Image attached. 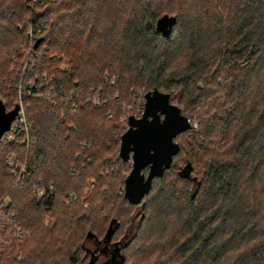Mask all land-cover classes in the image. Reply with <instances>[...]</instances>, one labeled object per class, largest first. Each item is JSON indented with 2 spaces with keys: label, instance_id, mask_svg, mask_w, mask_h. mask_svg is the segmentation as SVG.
I'll return each mask as SVG.
<instances>
[{
  "label": "trees",
  "instance_id": "1",
  "mask_svg": "<svg viewBox=\"0 0 264 264\" xmlns=\"http://www.w3.org/2000/svg\"><path fill=\"white\" fill-rule=\"evenodd\" d=\"M133 87L202 116L138 204L116 190L117 101L131 102ZM4 92L6 111L21 96L36 142L16 184L5 160L16 144L0 140L1 235L28 233L0 264H94L89 238L112 247L98 264H264V0H0Z\"/></svg>",
  "mask_w": 264,
  "mask_h": 264
},
{
  "label": "water",
  "instance_id": "2",
  "mask_svg": "<svg viewBox=\"0 0 264 264\" xmlns=\"http://www.w3.org/2000/svg\"><path fill=\"white\" fill-rule=\"evenodd\" d=\"M171 23L170 18L163 17L158 21L157 29L167 33ZM39 42V39L35 41V47ZM18 110L16 104L6 111L0 100V138L9 130ZM127 124V129L120 136L118 157L123 162H131V170L124 180V197L129 203L138 204L149 192L152 180L164 174L179 152L175 137L190 129L191 125L180 108L170 102V95L158 89L144 94L141 116H128ZM185 175L187 177L188 173Z\"/></svg>",
  "mask_w": 264,
  "mask_h": 264
},
{
  "label": "rangeland",
  "instance_id": "3",
  "mask_svg": "<svg viewBox=\"0 0 264 264\" xmlns=\"http://www.w3.org/2000/svg\"><path fill=\"white\" fill-rule=\"evenodd\" d=\"M28 45H29V41L26 44V47L24 48V50L22 52L24 54V57H23V60H22L23 61L22 63L24 64V66H26V59L29 60V58H30V57H27V52L29 51ZM25 70L26 69L22 70V72L19 73V77H18V80H17V84L18 83L19 84L17 85V87H20V82L24 81V77H22V76L26 73ZM146 92H147V90L144 87H139V88L138 87H133V89H131V92H130V98H132L130 100L131 102L128 103V101H126V100L117 101V102H122V104L120 106V111L121 112H120V116H119L118 122L121 125H124V131L128 127V124H127L128 116L132 115V116H134L136 118H139L141 116L142 111H143V105H144V94ZM4 94H6V92L0 93V96L3 98V100H6L7 96H5ZM113 96L114 95H109V98L113 99L114 98ZM20 97L21 96L18 93L16 101H18V103H19V101H21L20 103L22 104L23 108L25 109V105L22 102L23 100H20V99H22ZM115 97H117V96H115ZM11 99H13V97ZM114 101H116V100H114ZM170 102L172 104L177 105L180 108L181 112L184 115L188 116V118L190 119V123H191L190 125H192L193 127H196L200 123V121L202 119L201 118L202 116H199L196 113L193 114V113H191L189 111L184 110V106L180 105V103L176 99H170ZM194 124H196V126H194ZM120 136L121 135H119L116 138V145H117V143H118V145L120 144ZM18 160L20 162H23L25 159L19 158ZM177 161L179 162V165H180L181 164L180 159H178ZM125 163H126V167H125L124 172H123L124 173L123 174L124 177H126L127 174L131 170V162L128 161V162H125ZM14 170H15V168L13 167L12 168V173H13ZM18 174H19V171H15V174H13V175L17 176L16 184L19 182L18 181ZM173 178L175 179L174 175H173ZM88 181L90 183L89 187L84 186V188L81 189L79 191V193H78L79 196H80V201L82 202V205L84 207L87 206L86 201L84 200V195L89 193V192H91L94 180L91 179V178H87V183H88ZM116 190L118 191V193H122L123 192V185L120 188H117ZM71 195H73V194H71ZM73 196H74V198L72 200L76 199V196L75 195H73ZM5 198H4V200H5ZM69 202H70L69 199L68 200L66 199L65 205H68ZM135 212H136V208H130V210L128 211V215L130 217H132V216H134ZM52 219L53 218L50 217V213H48L45 216V218H44L45 222L44 223H45L46 227H50L52 225V223H53ZM15 228H14V226H11V227L9 226L8 230L6 232H3L4 235L3 234L1 235V230L2 229L0 230V250L2 251L3 255L5 256V258L12 255V247L16 244L15 242H18V240L22 241L28 235V233L26 235H24L25 230L16 228L17 230H20L22 232V235H23L21 238H19L18 236L16 237V231L17 230H15ZM131 231H133V229H131ZM86 245L89 247V249L91 251H95V250L97 251V249H100L99 256H97V258L94 260V264H98V263H101V262L102 263L109 262L108 261V259H109L108 257H110L112 255V247L107 245V243L105 241L98 243L97 241H95V239L89 238L87 240V242H86ZM15 249H16V251L14 253H16L18 255L17 259H21L20 251H18L17 247ZM110 258H111V260L113 259L112 256ZM114 258L116 259L117 257H114Z\"/></svg>",
  "mask_w": 264,
  "mask_h": 264
},
{
  "label": "built area",
  "instance_id": "4",
  "mask_svg": "<svg viewBox=\"0 0 264 264\" xmlns=\"http://www.w3.org/2000/svg\"><path fill=\"white\" fill-rule=\"evenodd\" d=\"M26 33L28 37L32 39V32L30 26L27 28ZM30 50L31 48H29L27 55ZM20 102L21 101H19L18 103L19 110L15 119L12 121L9 130L6 131L0 138V140L16 144V151L9 152L6 155L5 160L10 167L15 168L13 174H15V171H19L18 181L24 180L27 176L30 175L32 171V168L27 163L26 155L30 146L36 142V138L30 133L32 123L28 119L26 111ZM88 102H91L90 98H88L87 103ZM93 103L95 106H99V102L97 100H93ZM53 104H55V102H53ZM194 126H196V124H194ZM19 158L25 160L23 162H20L18 160ZM71 173H73V170L71 171ZM32 192H34L38 198H41L45 195V189L39 186L33 187ZM69 198L73 199L74 196L69 194ZM17 236L19 238L23 236L20 230L16 231V237Z\"/></svg>",
  "mask_w": 264,
  "mask_h": 264
}]
</instances>
